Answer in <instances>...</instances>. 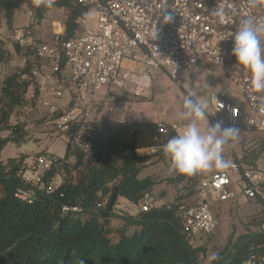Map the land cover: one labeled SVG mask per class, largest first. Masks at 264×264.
<instances>
[{
  "label": "trees",
  "instance_id": "16d2710c",
  "mask_svg": "<svg viewBox=\"0 0 264 264\" xmlns=\"http://www.w3.org/2000/svg\"><path fill=\"white\" fill-rule=\"evenodd\" d=\"M24 5L32 13L29 26L34 29L50 10L34 7L32 0H0V24L14 30L16 12ZM55 7L67 10L61 37H75L83 6L78 0H56ZM12 45L0 37V66L9 63L14 53L26 62L0 81V132L7 131L0 138V264H79L80 260L83 264H205L206 247L194 245L185 232L179 213L183 202L178 198L171 204H150L148 210L130 206L149 202L157 179L140 178L139 173L174 136L172 131L160 133L159 123L120 120L114 110H107L101 123L108 137L94 142L88 152L75 142L74 133L81 126L75 124L58 133L67 137L65 153L56 156L39 180L33 176L40 153L2 158L9 142L22 145L28 140L39 94L35 78L22 74L40 65L41 58L30 45L15 40ZM65 65L63 61L62 69ZM31 87L34 92L29 96ZM16 116L20 120L15 121ZM153 146L160 147L158 153H138ZM257 149L264 152V140ZM252 154L242 160L250 161ZM186 177L177 173L167 181ZM189 180L195 187V176ZM123 199L130 209L120 207ZM114 220L120 226L114 227ZM252 252H264V230L231 236L211 264H239Z\"/></svg>",
  "mask_w": 264,
  "mask_h": 264
},
{
  "label": "built area",
  "instance_id": "2783aa9c",
  "mask_svg": "<svg viewBox=\"0 0 264 264\" xmlns=\"http://www.w3.org/2000/svg\"><path fill=\"white\" fill-rule=\"evenodd\" d=\"M78 1L84 11L76 19L75 37L63 39L64 28L52 41L39 40L25 27L15 29L13 35L15 41L30 45L41 58V64H34L22 78H35L44 97L49 93L63 97L69 92V100L64 105L47 98L42 99V104L48 114L55 117L57 130L68 132L75 124L81 125L74 133L81 149L88 152L94 142L108 137L97 117L98 109L107 101L115 103L120 96L150 89L157 69L166 71L179 86L195 83L209 90L210 117L214 122L220 121L217 115L222 112L227 126L238 129L246 126L264 138V93H249V74L236 65L231 55L232 36L240 20L252 15L264 21V0H258L254 9L248 7V0ZM217 8L224 9L223 19L213 15ZM164 14H170L172 20L163 23ZM156 28L158 36L154 39L152 33ZM125 57L140 61L143 69L138 72L122 68ZM63 61L70 68L69 78L64 84L48 86L41 67L48 63L51 74L57 76L62 71ZM220 80L235 85L245 96L248 110L230 99L227 88H214ZM115 90H119L120 95L115 94ZM107 110H113V106ZM184 125L160 122L159 131L162 134L172 131L175 136ZM159 148L153 146L151 152L158 153ZM55 160L56 156L51 153L39 154L33 178L39 180ZM164 160L168 164L165 157ZM198 193L200 200L196 204L179 206L184 230L189 236L216 231L219 221L213 207L215 202L233 200L238 195L262 204L258 221L260 229L264 230V160L250 166L232 162L228 170H218L201 179ZM130 206L148 210L150 203L142 201ZM239 264H264V252H252Z\"/></svg>",
  "mask_w": 264,
  "mask_h": 264
},
{
  "label": "crops",
  "instance_id": "0c3cea01",
  "mask_svg": "<svg viewBox=\"0 0 264 264\" xmlns=\"http://www.w3.org/2000/svg\"><path fill=\"white\" fill-rule=\"evenodd\" d=\"M22 12L24 13L23 16ZM66 12L67 10L64 8L54 7L47 12L46 17L42 20L41 24L36 25V30H42L41 36L44 41H52L54 39V36L57 33L55 28L56 25H58L57 23H59L60 26L65 25L64 20ZM32 21V13L30 9L26 5H24L16 12L14 20V30L25 27L29 23H32ZM3 25L5 28L7 27L5 22H2L0 24V26ZM0 37H2V34H0ZM41 72L47 77L46 83L48 86H57L58 84H64L65 80L70 76V68L67 65L63 67L61 73L57 76L51 74L52 71L48 63L43 64V66L41 67ZM155 73L157 77L150 89H142L136 94L118 97V100L115 102V104H117V107L114 113L118 119L154 123H186V121L178 118L179 113L182 111L183 97L188 94H195L194 98L208 104V109L206 110V112L209 122L216 123L210 117L212 107L210 104L209 90L204 89L195 83H187L184 86H179L172 80L170 75L162 69L155 70ZM48 74L50 75L48 76ZM221 81L222 80H220L218 83H221ZM33 92L34 89L33 87H31L28 95L31 96ZM37 98L38 99L36 101V106L33 109L28 129L30 130L32 128L36 131L41 130V126L36 128L35 123L38 119H41V121H43L42 119H44V121H48L52 124L53 131L50 135L53 136L54 139L61 138L66 142L67 138L65 135H58V132L61 131L57 130L55 127V117L48 114L47 108L42 104V99L47 98L54 103L64 105L69 100V92L66 91L63 97H56L55 95L50 93L46 94L44 97L43 91L39 89ZM106 108L107 106L105 104L103 109L98 111V119L101 120L103 118L106 113ZM224 118V113H218L217 119L220 120V122H222L225 126H227L223 121ZM32 121L35 122L33 123ZM206 123V120L201 121V127H204ZM262 140H264V138H261L259 134L254 130L243 126L239 128L238 141L232 142L229 145L225 146L224 155L232 162H239L243 166L256 165L257 163L264 160V152H261L259 149H257L259 143H261ZM255 148L258 151L252 154V149ZM65 150L66 146L63 148V154H61L60 156L64 155ZM138 153L147 154L152 152L151 148H146L139 149ZM251 154L253 155V157L249 159L250 161L242 160L243 157H247ZM216 171L218 170H212L192 175V177L195 176L196 180L198 181L195 187L191 186L189 180L190 176H188V179L186 177L184 181L169 182L167 181V179L175 177L177 173L169 172L168 164L164 160L163 153H158L150 159L146 166L141 169L139 177L143 178L147 176H153L157 179V183L153 187L151 193L147 196L150 204H171L173 202H177L176 200L178 198L181 203L183 202L185 204L192 205L196 204L200 200V196L198 193L199 181L203 178L211 176ZM126 205V200H121L120 207H124ZM213 207L217 216H219L220 213L228 212L229 215L235 214L240 218H244V221H241L242 225L246 223L247 219L252 215L261 211L262 204L259 201L248 200L244 196L238 195L237 198L233 200H217ZM204 235L205 233L195 234L194 236H192V243L196 246H206V244L203 243Z\"/></svg>",
  "mask_w": 264,
  "mask_h": 264
},
{
  "label": "clouds",
  "instance_id": "9594fccd",
  "mask_svg": "<svg viewBox=\"0 0 264 264\" xmlns=\"http://www.w3.org/2000/svg\"><path fill=\"white\" fill-rule=\"evenodd\" d=\"M32 3L37 8L44 6L52 9L56 0H32ZM257 6L258 0H248L249 8ZM213 15L223 19L224 9L217 8ZM171 20L170 14H164L163 23ZM152 36L157 38V28ZM232 37L231 55L235 57L236 65L243 67L249 74V93H264V21H259L252 15L245 16ZM194 96L195 94H188L183 97L182 111L178 116L186 121L182 131L162 145L168 170L170 173L188 176L212 170L226 171L231 167L232 161L224 155L225 146L238 141L239 129L225 126L220 121L210 123L206 112L208 104ZM205 120L206 125L201 127V121ZM218 259V253H212L208 257L209 264ZM79 264H83L82 260Z\"/></svg>",
  "mask_w": 264,
  "mask_h": 264
},
{
  "label": "rangeland",
  "instance_id": "374dc122",
  "mask_svg": "<svg viewBox=\"0 0 264 264\" xmlns=\"http://www.w3.org/2000/svg\"><path fill=\"white\" fill-rule=\"evenodd\" d=\"M23 15L24 13L22 14V16ZM57 24L58 25H56L55 27L56 32L61 31L62 28H64L65 30V25L62 27V25L60 26L59 23ZM29 25H31V23L25 26V28H28L30 31H32V33H34V35H36L37 38L39 37L40 38L39 40H43L41 36L42 30L41 29L36 30L34 28H31ZM8 30L9 29H7V27L5 28L4 25L0 26V34H2V37L8 42V46L10 48H13L12 42L14 40V35H13L14 30L13 32L12 31L10 32V30L9 31ZM25 62L26 60L23 57L18 56L14 53L13 59L9 63H7L6 65L0 66V81H2V79L6 75L13 74L15 71H17L19 67L25 65ZM122 68H127L133 71L140 72L143 69V63H141L140 61H136L134 59L125 57L122 60ZM223 87L229 90V97L232 101H234L239 106L248 110L245 96L239 93V91L236 89L233 83H226L222 80L221 83H218L215 86V89L219 90ZM115 94L120 95L119 90H115ZM105 104L107 107L113 106V110L115 113L117 104L112 103L110 101H107ZM102 109L103 107L98 109V111ZM106 111H107V108H106ZM14 119L15 121L20 120V118H18L17 116L14 117ZM42 120L43 121H41V119H38L37 120L38 123L37 121L35 123L36 128L41 126V130L36 131L31 128L30 129L31 133L28 136V140L24 144L16 145L15 143L9 142L2 150V153H1L2 158L4 160H8L11 157L18 156L20 153L31 154V156L37 153L42 154L43 152H48L55 156H60L61 154H63L62 151H63V148L66 146V142L61 138L54 139L53 136L50 135L51 132L53 131L52 124L49 123L48 121H44V119ZM32 122L34 123L35 121H32ZM6 134H7V131L0 132V138L5 136ZM123 208L130 209L127 206H124ZM259 212L255 213L250 218H248L246 223L242 225H241V221H244V218H240L235 214L229 215L228 212L220 213L219 216H217L218 221H219V226L216 229V231L210 234H205L203 238L204 239L203 243L206 244L205 246L206 253L204 254V260H203L204 263L205 264L209 263L208 257L212 253H216L218 249L227 246L231 236L237 237L238 235L246 233V232L260 231L261 230L260 225L257 220L259 216ZM120 224L121 223L118 220L113 221L114 227H118L120 226Z\"/></svg>",
  "mask_w": 264,
  "mask_h": 264
}]
</instances>
